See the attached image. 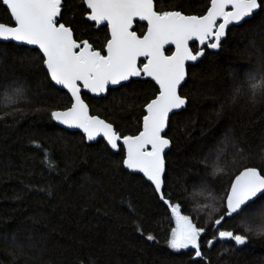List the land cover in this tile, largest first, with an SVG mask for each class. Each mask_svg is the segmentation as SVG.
<instances>
[{
	"label": "trees",
	"instance_id": "trees-1",
	"mask_svg": "<svg viewBox=\"0 0 264 264\" xmlns=\"http://www.w3.org/2000/svg\"><path fill=\"white\" fill-rule=\"evenodd\" d=\"M171 2L186 14H202L207 0ZM66 3L71 8L62 22L75 36L103 41V26L98 31L87 20L81 0ZM0 23H11L2 4ZM134 31H146V23L136 22ZM40 55L36 48L0 43V102L9 88L24 89L15 104L0 107V115L13 113L0 120V264H193L191 250L168 247L174 219L151 182L121 165L123 151L110 150L101 138L87 141L82 131L49 118L50 110H63L69 102L48 78ZM248 72H264L260 17L232 28L222 50H206L189 64L182 93L189 104L168 132L173 144L165 153V191L181 202L183 214L206 227L207 239L216 235L212 221L223 214L220 197L231 179L244 167L264 166V97L252 101ZM155 88L150 78H135L125 88L110 89L106 99L83 97L90 108H102L92 114L122 135H135ZM239 149L246 159L237 155ZM218 155L225 173L214 175ZM204 190L213 200L198 195ZM129 202L140 219L130 213ZM247 214L226 220L220 230L247 235L248 242L217 240L207 248L202 237L203 264H264V234L246 231L253 224ZM251 214L255 220L258 213Z\"/></svg>",
	"mask_w": 264,
	"mask_h": 264
},
{
	"label": "snow or ice",
	"instance_id": "snow-or-ice-1",
	"mask_svg": "<svg viewBox=\"0 0 264 264\" xmlns=\"http://www.w3.org/2000/svg\"><path fill=\"white\" fill-rule=\"evenodd\" d=\"M0 4L5 6L11 20V23H0V43L35 46L48 78L66 90L69 106L50 110L49 118L67 128L81 130L87 141L98 142L101 138L110 150L123 151L121 165L143 173L174 219L175 226L166 240L170 249L191 250L193 264H203L207 257L201 250L202 237L207 248L217 240H231L237 246L248 242L247 235L220 228L226 220L242 213H264V166L244 167L231 179L220 197L223 214L212 221L216 235L207 239L206 227L191 215L183 214L181 202L168 198L171 194L165 191V150H170L173 144L168 132L189 104V97L182 94L189 78V64L194 65L203 58L206 50H222L232 28L257 17L264 23V0H207L202 14H186L171 0L168 3L165 0H81L87 9V20L94 22L98 31L103 26V41L94 38L99 47L88 39L76 37L73 28L62 22L71 8L66 0H0ZM136 20L146 22V31L137 34L132 30ZM193 44L198 47L194 49ZM166 46H174V50ZM246 75L251 99L255 102L257 97H264V72ZM134 78H150L156 86L154 98L143 105L138 134L122 135L113 123L92 114L102 108H90L82 90L99 101L107 98L110 88L113 92L125 88ZM240 91L239 87L235 89L233 102ZM23 95L22 87L13 89L11 94L5 93L0 107L15 104ZM11 115L5 112L0 120ZM237 155L241 160L246 159L243 149ZM48 164L55 167L51 161ZM223 173L225 168L218 155L213 174ZM127 207L140 219L131 202ZM137 230H140L139 224ZM253 230L252 226L246 229ZM255 231L264 234V225L256 226ZM146 239L156 238L147 235Z\"/></svg>",
	"mask_w": 264,
	"mask_h": 264
},
{
	"label": "rangeland",
	"instance_id": "rangeland-1",
	"mask_svg": "<svg viewBox=\"0 0 264 264\" xmlns=\"http://www.w3.org/2000/svg\"><path fill=\"white\" fill-rule=\"evenodd\" d=\"M253 73H255V72H253ZM14 89H15V88H14ZM6 91H7V90H6ZM8 92H9V94H10V92H12L11 88H9ZM205 193H206V195H205ZM198 195H199V196H205L206 198L209 196V197L213 200L212 195L210 196V195L206 192V190L201 191L200 193H198ZM212 200H211V201H212ZM211 201H210V202H211ZM201 207H202V206H201ZM204 207H205V206H204ZM249 214H251V213H248V214L246 215L245 218H247L248 220H251V221L253 222V224H252L251 226L254 228V230H255V228H256V226L254 225L255 223H260L261 225H264V220L261 219V217L264 216V213H258V215H257L256 218H255V220H260V222L255 221V220L253 219L254 215H252V214L249 215ZM249 224H250V223H249Z\"/></svg>",
	"mask_w": 264,
	"mask_h": 264
},
{
	"label": "water",
	"instance_id": "water-1",
	"mask_svg": "<svg viewBox=\"0 0 264 264\" xmlns=\"http://www.w3.org/2000/svg\"><path fill=\"white\" fill-rule=\"evenodd\" d=\"M136 22H141V21H139V20H136V21H134V23H133V28H132V30L134 31V28H135V26H136ZM143 23H146V22H143ZM138 34V33H137ZM15 43V42H14ZM28 47H31V48H35V46H28ZM167 47H171L173 50H174V46H166V48ZM135 79V78H134ZM54 83V82H53ZM58 88H60L59 86H57ZM111 89V88H110ZM66 91V90H65ZM83 93H87V94H90V95H92L93 97H94V95L93 94H91V93H88L87 92V90H82V95H83ZM86 101V100H85ZM86 103H87V101H86ZM73 129H75V128H73ZM76 130H79V129H76ZM81 131V130H80ZM167 150V149H166ZM166 150H165V153H166ZM133 171V170H132ZM133 172H138V171H133ZM138 173H140V172H138ZM142 175H143V173H141Z\"/></svg>",
	"mask_w": 264,
	"mask_h": 264
}]
</instances>
